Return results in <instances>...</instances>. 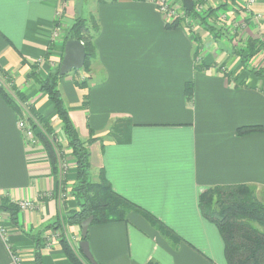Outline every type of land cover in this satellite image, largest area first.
<instances>
[{
  "label": "crops",
  "instance_id": "0c3cea01",
  "mask_svg": "<svg viewBox=\"0 0 264 264\" xmlns=\"http://www.w3.org/2000/svg\"><path fill=\"white\" fill-rule=\"evenodd\" d=\"M75 1L67 0L59 39L53 40L62 0H0V83L12 96H24L52 124L69 163L70 192L75 161L57 113L30 74L45 77L55 70L74 20L93 17L99 32L89 71L59 80L80 137L95 139L89 146L93 179L103 171L117 193L182 238L167 237L132 213L128 222L89 227L95 261L227 264L220 232L202 215L199 195L209 187L247 185L263 200L264 132L240 136L237 131L264 126V80L244 68L218 30L220 37L214 39L203 25L195 31L182 25L167 29L151 0H94L89 17ZM232 1L237 18L245 20L235 38L239 46L253 39L264 50V0H255L251 10L261 15L259 21L248 18L241 0ZM259 57L264 51L251 66ZM188 82L193 84L191 99L185 93ZM19 118L0 94V200L34 205L20 209L16 222L0 212L8 243L25 264H38L37 253L40 264H72L61 239L47 247L45 235L64 224L67 238L83 255L78 249L81 228L66 223L76 202L71 193L60 198L59 174L47 150L42 143L27 146ZM0 264H13L1 237Z\"/></svg>",
  "mask_w": 264,
  "mask_h": 264
},
{
  "label": "trees",
  "instance_id": "16d2710c",
  "mask_svg": "<svg viewBox=\"0 0 264 264\" xmlns=\"http://www.w3.org/2000/svg\"><path fill=\"white\" fill-rule=\"evenodd\" d=\"M186 13L195 15L196 12L186 11ZM91 18L93 22L90 18H76L65 39L66 41L80 40L84 43L87 55L83 69L86 71H89L91 62L96 57L94 40L99 32L96 20ZM181 25L182 23L175 20L167 24L166 28L174 29ZM202 25L215 39L220 37L212 24L205 20ZM262 48L260 41L249 39L245 48L239 49L237 54L245 69L255 77L264 79V69H253L250 66V62ZM198 59L196 56V60ZM60 66L61 63L45 77L33 71L30 78L35 80L40 90L48 96L62 123V138L66 141L75 161L77 175L70 193L76 202V207L69 211L66 223L81 228L82 222L91 216L94 217L91 225L128 222L129 216L137 213L162 234L177 241L182 240L175 231L152 213L117 193L103 171L98 181L91 179L92 165L89 146L95 139L83 140L79 135L59 88V80L67 76L60 75ZM79 85L83 86V84ZM185 93L189 99L193 97L192 82L186 85ZM0 94L20 115H23L19 102L27 101L24 96L19 94L12 96L1 83ZM28 113V122L32 125L36 138L47 150L54 172L59 174L58 150L62 151L63 146L60 141L55 142L53 138L55 131L52 124L43 115L37 113L31 105ZM257 132H264V126L241 127L237 134L242 136ZM199 208L204 218L215 225L220 232L227 264H264V203L258 198L253 186L222 185L206 188L199 195ZM0 212L9 213L13 222H16L20 207L16 203L2 199L0 200ZM64 227V224H59L56 229H64ZM60 241L65 255L72 264H89L84 255L78 254L66 235H62ZM78 249L82 252L80 247ZM36 261L40 264L39 253L36 254Z\"/></svg>",
  "mask_w": 264,
  "mask_h": 264
},
{
  "label": "built area",
  "instance_id": "2783aa9c",
  "mask_svg": "<svg viewBox=\"0 0 264 264\" xmlns=\"http://www.w3.org/2000/svg\"><path fill=\"white\" fill-rule=\"evenodd\" d=\"M155 5L156 8L158 10V12L160 13V15L163 17L165 24H171L173 23L176 18H178L179 16L176 15L175 10L173 9L171 3L167 0H151ZM194 1V10L197 13H200L203 9L204 6L202 5L203 2H207L209 0H193ZM212 1V0H210ZM214 1V0H213ZM243 2V7L245 8L246 12L249 13V17L251 20L254 21H259L261 20V15L259 14H254L251 12L252 10V6L255 3V0H241ZM67 7V1L66 0H62L61 5L57 11V19H56V25H55V30H54V34H53V40H58L59 39V35H60V31H61V25H62V20H63V16H64V12L66 10ZM203 12V11H202ZM222 11H219L218 13H220ZM186 13V11H185ZM184 13V14H185ZM217 15L219 16L220 22L222 25L224 24V22H222V18L225 17L222 16L223 13H220ZM227 16V15H226ZM183 18V17H182ZM228 18V16L226 17ZM186 22V24L184 23ZM183 22V27H185V29L190 30V27H187L190 25V22L188 23L187 19L184 20ZM245 22V20H244ZM245 25V23H242ZM243 25V26H244ZM237 45H239V42L237 43ZM39 62L41 63V60H39ZM2 86L3 83H1ZM20 107L23 110V115H20L19 121H18V128L22 131V134L24 136L25 142L27 144V146L29 147H33V146H39L41 144L40 140L36 138L35 133H34V129L32 128V125L28 122V108L30 106V103L28 101L26 102H19ZM55 142H59V138L58 136L55 134V136H53ZM58 168H59V178H60V198L64 199L66 197L69 196L70 192L68 190V185H67V175H68V171H69V163L66 159L64 150L62 149V151L58 150ZM20 207V209L22 210H30V209H34V205L32 202L30 201H22V202H18L17 203ZM8 235H9V231L7 230V228L3 225V221H2V215L0 214V237L2 238V240L4 241L9 256L11 258V261L13 264H25L24 260L22 258V255L14 250L10 244L8 243ZM62 235H66V232L64 229H58L55 231H51L49 233H47L45 235V240H46V246L47 247H51L53 246V244L60 240ZM67 236V235H66ZM75 239V238H74Z\"/></svg>",
  "mask_w": 264,
  "mask_h": 264
},
{
  "label": "rangeland",
  "instance_id": "374dc122",
  "mask_svg": "<svg viewBox=\"0 0 264 264\" xmlns=\"http://www.w3.org/2000/svg\"><path fill=\"white\" fill-rule=\"evenodd\" d=\"M167 1H169L171 3L173 9L176 12V15L179 16L178 18H176V20H178L179 23H182V27H183L184 20L187 19L188 23L190 22V25L187 27H190L189 28L190 31H192V30L195 31L196 29L199 28V26L201 27L202 22H204L206 20L207 22H209L210 24H212L214 26L215 31L218 30L220 35L225 37V40L227 39L229 41V44L232 46V49L234 50L233 51L234 53L237 54V51L239 49L245 48V47L237 45V42L240 43V41H239V39H235V38H238L237 35L241 34L240 33L242 31L241 29L244 27L243 26L244 24H242V23H244V20H242V19L240 20L239 18H237L238 11L234 10V7L236 5L234 1H232V0H214V1L212 0V1H210L209 0L207 2H203L202 5L203 6L205 5L204 9L202 10L203 12L201 11L200 13H197L195 11L196 12L195 15H189V14L185 13L186 10L184 9L180 0H167ZM94 3H95L94 0H76L75 1V5L77 6L78 10L82 13L86 12L87 13L86 16L90 15L89 11H90V8L94 5ZM231 9H232V11H231V15H230L229 13H230ZM219 11H222V12H220V13H223L222 16L225 15V17L222 18V22H224L223 27L217 26V24H219V22L221 20V19H219V16L217 15V13ZM220 13H218V14H220ZM226 15L228 16V18H226L227 17ZM90 19H92V18L90 17ZM92 22H93V19H92ZM184 23L186 24V22H184ZM231 36H234V37L231 38ZM233 41H236V44L233 45L232 44ZM243 44L244 43H242L241 45H243ZM261 51H264L263 48ZM261 51L254 58H256L261 53ZM262 62H264V58L259 57L256 60V62L254 63V65L251 66V63H250V66L253 69H264V64ZM260 64H262V65H260ZM78 71L79 70H74V71H72V74H74L75 72H78ZM90 177L93 181H98V180L93 179L92 173H91ZM72 186L73 185H71L70 187L72 188ZM70 196L73 197L72 195H70ZM259 197H261V199H263L262 201H264L263 195H259ZM53 231H55V230H53Z\"/></svg>",
  "mask_w": 264,
  "mask_h": 264
},
{
  "label": "water",
  "instance_id": "95a60500",
  "mask_svg": "<svg viewBox=\"0 0 264 264\" xmlns=\"http://www.w3.org/2000/svg\"><path fill=\"white\" fill-rule=\"evenodd\" d=\"M184 9L188 12H193L194 1L193 0H180ZM86 49L85 45L80 40H68L64 46V57L60 66V75L65 76L70 74L74 70H81L84 68L86 62ZM94 217L91 216L84 220L81 224V238L79 247L84 255L85 259L90 264H98L90 250V244L87 240L89 227L93 223Z\"/></svg>",
  "mask_w": 264,
  "mask_h": 264
}]
</instances>
